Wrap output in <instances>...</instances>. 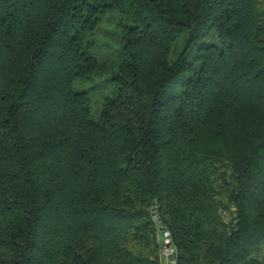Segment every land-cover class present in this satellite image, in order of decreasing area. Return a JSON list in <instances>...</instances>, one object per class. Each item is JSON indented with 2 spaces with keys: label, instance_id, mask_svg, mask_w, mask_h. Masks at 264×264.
<instances>
[{
  "label": "trees",
  "instance_id": "trees-1",
  "mask_svg": "<svg viewBox=\"0 0 264 264\" xmlns=\"http://www.w3.org/2000/svg\"><path fill=\"white\" fill-rule=\"evenodd\" d=\"M152 209L177 264H264V0H0V264H159Z\"/></svg>",
  "mask_w": 264,
  "mask_h": 264
},
{
  "label": "rangeland",
  "instance_id": "rangeland-1",
  "mask_svg": "<svg viewBox=\"0 0 264 264\" xmlns=\"http://www.w3.org/2000/svg\"><path fill=\"white\" fill-rule=\"evenodd\" d=\"M123 19L120 14H107L102 18L98 30L92 38V46L89 52L101 61H111L113 69L109 72L94 76L90 80H76L73 83L75 92H84L89 97L90 119L98 122L100 110L105 100H115L117 89L112 81L116 67L120 62L121 52L119 43L120 25ZM182 38L178 41L177 49L181 48ZM207 43L219 45L216 37L211 35L206 39ZM173 58H171V61ZM179 85L175 84L169 89L172 94L179 93Z\"/></svg>",
  "mask_w": 264,
  "mask_h": 264
},
{
  "label": "built area",
  "instance_id": "built-area-1",
  "mask_svg": "<svg viewBox=\"0 0 264 264\" xmlns=\"http://www.w3.org/2000/svg\"><path fill=\"white\" fill-rule=\"evenodd\" d=\"M151 214L156 228L155 239L159 247V264H177L176 247L172 242L169 231L161 226L155 209H152Z\"/></svg>",
  "mask_w": 264,
  "mask_h": 264
}]
</instances>
